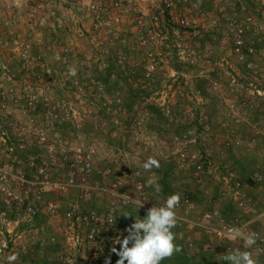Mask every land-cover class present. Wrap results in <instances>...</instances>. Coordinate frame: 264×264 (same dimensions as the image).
Returning a JSON list of instances; mask_svg holds the SVG:
<instances>
[{"label": "rangeland", "instance_id": "1", "mask_svg": "<svg viewBox=\"0 0 264 264\" xmlns=\"http://www.w3.org/2000/svg\"><path fill=\"white\" fill-rule=\"evenodd\" d=\"M243 7L247 9L243 11ZM263 11L264 0H186L172 11L162 12L154 8L151 13L158 17V21L147 18L142 28L138 24V14H128L121 32L117 33L127 39V44H105V50L113 55L111 57H98L95 48L89 44L93 28L88 20H83V24L69 22L63 26L49 20L48 26L28 27L29 30L24 31L18 28L21 22L16 19V24H9L7 31H0V91L17 99L28 92L39 95L41 103L59 104L63 115L69 117L70 121L64 123H71L74 128L69 127L65 131L56 126L62 123L46 122L41 113L35 117L48 143L55 145L56 153L42 156L53 176L57 170L49 162L53 157H61L66 143L71 148L93 145L98 151L96 165L112 167L126 186L124 193H130L132 189L131 173L136 166L134 161L139 158L138 166L143 170L146 191L154 198L153 203L159 205L165 200L160 193L156 194L153 188L146 186V181L153 173L156 175L161 166L163 169L171 166L172 162H164L162 155H171L177 149L173 135L191 129L198 138L185 147L191 152L209 156L220 167L215 174L216 179L209 186L212 196L219 197L227 190L223 178L229 174L222 170L224 163L231 165L230 173L241 182L258 173L264 177L263 134L257 136L255 151L245 148L230 150L224 145L227 137H250L254 135V129L264 133V112L261 111L264 107V48L259 52L250 49L256 39L262 43L264 34L244 33L241 54L235 51L234 44V30L245 24L248 14L264 25ZM182 20L188 21L189 28L179 26ZM148 29L153 30L158 39H164L163 51H160L164 56L157 61L154 81L147 80L144 75L149 64L146 53L150 49L155 52L156 42L142 45L138 39L139 33L145 34ZM28 40L31 41L32 60L24 70L20 53ZM176 43L182 45V50L185 47L184 59L180 58L182 50L175 47ZM120 54L124 59H117ZM69 66L77 69V75L68 74ZM112 68V72L114 69L116 72L105 84L108 70ZM201 79L209 80L207 90L213 98L205 100L196 92ZM99 81L103 91L99 89ZM213 83L219 85L218 91L213 90ZM136 91L152 93L148 102L154 105L156 101L163 103V98L167 100L170 116L178 122L171 123L165 117L150 114L146 111V104H136L130 110L128 104L132 103L133 92ZM107 100L118 101L125 111V115L119 117V125L114 123L117 117L103 108ZM8 108V111L0 110L1 128L11 129L14 124L31 122V113ZM135 119L142 124L136 125ZM76 123L80 129L75 127ZM148 157L157 159L160 167L145 171L142 164ZM22 162L4 153L0 156V165H13L15 170L24 174L26 167ZM191 177L190 173L174 167V183L179 189L195 195L198 212L211 210L214 206L211 196L201 192ZM249 194L255 202H263L264 183L251 189ZM54 200L60 204L62 213L72 203L81 205L84 211L92 210L94 206L98 211L106 207L103 199L85 202L81 193L75 190L69 195L54 197ZM15 214L12 238L0 228V243L6 240L11 246L3 255L29 251L41 237L62 240V231L70 227L62 214L61 218H48L42 231L29 229L25 226L30 223L27 218L18 216L14 209L8 210L9 219ZM182 215L197 218L186 212ZM236 215L240 221H249L248 216ZM226 253L224 250L221 254ZM99 254L97 247L86 245L76 255L75 264L95 261ZM256 261L264 264V255L257 257Z\"/></svg>", "mask_w": 264, "mask_h": 264}, {"label": "built area", "instance_id": "2", "mask_svg": "<svg viewBox=\"0 0 264 264\" xmlns=\"http://www.w3.org/2000/svg\"><path fill=\"white\" fill-rule=\"evenodd\" d=\"M185 1L4 0L6 4L0 6V18L2 15L1 8H7L20 22L28 23L30 27L45 26L49 20L59 26L67 25L69 22L83 24V20H88L93 28L92 36L88 38L89 44L95 48L98 57H111L113 55L109 50H105V44L112 42L127 44V39L118 36L117 33L121 32V26H123L128 14L137 13L139 16L138 24L142 28L147 18H151L153 22L158 21V17L153 12L151 13L154 8L160 9L162 12L172 11ZM242 9L245 11L247 8L243 7ZM262 16L264 17V11ZM179 26L187 29L189 23L182 20ZM234 31L235 51L241 54L244 33L253 31L264 34V25L261 22L257 23L254 16L248 14L245 17V24L240 28L237 27ZM138 39L142 45H148L150 41L156 42L155 52L150 49L146 53V60L149 64L144 75L147 80L154 81L158 68L157 61L164 56L160 52L163 51L164 39H158V35L151 29L145 31V34L140 32ZM30 43L31 41L28 40L24 45V50L20 53L24 70L28 68L32 60ZM175 47L180 51L183 48L179 43H176ZM184 52L185 47L179 55L181 59H184ZM117 56V59H124L121 54ZM97 84L99 89L103 91L101 82L99 81ZM212 88L218 91L219 85L213 83ZM162 102L156 101L155 105L161 109L165 118L169 119L171 123L178 122L170 116L171 111L167 100L163 98ZM8 106L27 111L32 116L31 122L28 124H14L11 129L0 127V156L2 153L14 156L31 145H37L50 154L56 153L55 145L48 143L47 137L42 132L41 127L37 125L35 117L41 113L46 122L64 123L70 121L68 116L63 115L59 104L41 103L39 95L29 92L25 93L21 99H17L13 95L0 91V110L8 111ZM42 108L44 109L42 110ZM103 108L117 117L114 119V123L119 125V117L125 115L121 104L118 101L107 100ZM261 108V111L264 112V107ZM134 122L136 125L142 124L138 119H135ZM74 125L80 129L79 124ZM96 128L98 129L99 126ZM253 132L254 135L250 137H227L224 140V145L230 150L245 148L248 151H255L257 136L264 135V133L257 129H254ZM197 138L196 133L191 129L179 134L176 133L173 135V141L177 149L171 155H162L164 162H175L178 170L190 173L191 181L200 187L201 192L211 196L210 200L214 203L211 210L198 212V206L191 193L185 190L178 192L181 199L176 209L177 225L175 229L181 232L180 237L185 241V251L189 256H194L197 252L196 243L201 241V236H205L203 246L207 250L219 251L225 247L231 252L240 249L241 251L252 252L253 258L257 260V257L264 255V201L258 203L250 197V190H254V187L243 184L232 175L230 173L231 165L228 163H224L222 166V170L229 174L223 178L227 190L221 196L213 197L209 186L216 179L215 174L220 170V167L209 156L187 150L185 145L195 143ZM97 154L98 151L93 145L71 148L66 143L63 146L61 157H53L49 162L53 169L56 168V175L53 176L49 173L48 164L35 165L33 162L31 167H34L35 170L30 179L15 170L13 165H0V206H2L0 208V228L5 230L9 238H12L14 231L11 227L16 223L8 217V210L12 209L16 210L18 216L27 218L29 222L39 215L55 219L61 218L63 214V218L70 224V227L61 233L65 250L51 254L50 261L57 264H75V257L78 252L84 249L86 245H90L98 248L99 259L89 261L86 264H105L106 260H110V264H114V259L118 256L111 249L116 247L119 250L120 245H114L113 241L117 236L123 238L128 234L125 228L118 226L124 211L132 209L138 214L145 215L149 208L162 206L165 201L160 205H155L151 200L146 191L143 170L138 166L139 158L134 161L136 166L131 173L132 189L130 193H124L123 189L126 186L120 175H117L112 167L100 168L96 165ZM258 154L261 155L259 152ZM251 180L259 185L264 183V177L261 173L256 174ZM74 190L81 193L85 202L96 199L105 200L106 207L100 212H85L81 205L72 203L62 213L61 206L54 200V197L69 195ZM141 203L142 205L139 207ZM226 204H231L234 208L235 213L231 217H226L222 212L221 208ZM183 212L194 214L197 218L184 217ZM237 213L248 216L249 221H240ZM229 227H243L246 232L256 233L258 237L256 244L246 249L243 240L227 234L226 230ZM51 241H55V237L51 238ZM8 248L9 244L6 240L0 243V253L3 254Z\"/></svg>", "mask_w": 264, "mask_h": 264}, {"label": "trees", "instance_id": "3", "mask_svg": "<svg viewBox=\"0 0 264 264\" xmlns=\"http://www.w3.org/2000/svg\"><path fill=\"white\" fill-rule=\"evenodd\" d=\"M261 41V40H260ZM264 48V36L262 37V43L259 42V39H256V41H253L252 45L250 46V49H253L257 52H259L261 49ZM249 50L247 51L248 54ZM112 69H109L107 76L105 77V84H108V78L112 76V73L116 72L114 69V72H112ZM179 70V69H178ZM133 72V70H132ZM209 80L208 79H201L200 84L197 86L196 92L200 94V96L207 100L210 98H213L207 90ZM134 99H132V103L128 104V107L130 110L133 109V107L137 104H146V111L150 114H156L161 117H165L164 113L153 103H149L148 100L153 95L152 93L147 92H141L136 91L133 92ZM197 118H199V113L197 112ZM58 128L63 129V131L67 130L69 127L74 128L71 123H62L60 125L56 124ZM47 153V151L43 148H40L37 145H31L26 150L18 152L14 155V157L19 158L21 161H23V165L25 164L24 169V175L26 178L30 179L33 171L35 170L34 167H31V164L34 162L35 165H43V155ZM167 169H163V167L156 170V176L159 178L158 183L162 187L161 196L163 200H166L168 196L172 194L178 193L180 190L186 189H179L176 184L174 183L173 174H174V167H176V163L172 162ZM243 184H249L253 186L254 188H257L259 184H256L252 182L251 178L248 177L245 181H242ZM199 194V193H198ZM201 194V193H200ZM192 195V194H191ZM195 195H192V198L195 200ZM151 200L154 201L153 197H151ZM196 201V200H195ZM93 202V201H91ZM160 205V204H159ZM2 208V206H0ZM89 211H97L95 209V206L92 208V210ZM88 212V211H85ZM223 214L226 217H231L235 211L231 204H226L224 208L222 209ZM145 215L138 214L134 210L130 209L127 213L122 214L121 223L118 225L120 228L127 229L131 224H133L137 217L143 219L145 218ZM17 218L16 214L10 216V220L15 221ZM47 217L43 215H39L34 217L30 223H26L25 226L27 228H36L38 230H43L42 226L43 223H46ZM24 226V224H23ZM172 231L176 235L175 244L180 246L182 248V251L179 253L174 254L171 258H166L161 261V264H229L228 261L220 259V257L223 255V251L229 252L228 249H224L221 251H212L207 250L204 248V240L205 236L202 237L201 241H198L196 243L197 246V252L194 256H189L188 253L185 251L184 244L185 241L181 239L180 237V231L173 228ZM45 239V240H44ZM131 246V244L129 245ZM11 246H9L8 250H10ZM65 250V246L62 243V240L55 238V241H51L50 238L41 237L40 241L34 245L33 248H31L29 251H23L18 252V259L15 262V264H57L53 261H50V255L51 254H57L59 251ZM221 254V255H220ZM119 259V257H116L114 260V264H116V261ZM0 264H3V261L0 260ZM126 264V262H125Z\"/></svg>", "mask_w": 264, "mask_h": 264}, {"label": "clouds", "instance_id": "4", "mask_svg": "<svg viewBox=\"0 0 264 264\" xmlns=\"http://www.w3.org/2000/svg\"><path fill=\"white\" fill-rule=\"evenodd\" d=\"M67 71L70 76L77 75V69L74 66H69ZM142 167L145 171L151 172L154 167L159 168L160 164L154 157H148ZM158 180L159 178L153 173L146 181V186L153 188L156 194L162 191ZM180 199L179 193L168 196L162 206L149 208L145 218L137 217L135 222L126 229L128 233L126 236L115 238L114 245H120L119 250L116 247L111 249L119 257L116 264H125V262L126 264H161L162 260L171 258L182 251V248L175 244L176 235L172 231L177 225L176 209ZM141 205L142 203L139 207ZM226 231L229 236L243 240L246 249L257 242V234L246 232L243 227H229ZM17 259V253L7 255L0 253L3 264H15ZM220 259L228 261L229 264H257L252 252L240 249L228 252ZM105 264H110V260H106Z\"/></svg>", "mask_w": 264, "mask_h": 264}, {"label": "crops", "instance_id": "5", "mask_svg": "<svg viewBox=\"0 0 264 264\" xmlns=\"http://www.w3.org/2000/svg\"><path fill=\"white\" fill-rule=\"evenodd\" d=\"M6 3L4 2V0H0V6H3V5H5ZM2 10H1V20H0V31H7L6 29H7V26L9 25V24H11V23H14V24H16V22L15 21H17L16 19H18V18H16L15 16H13L11 13H10V11H8V9L7 8H1ZM19 21V20H18ZM20 22V21H19ZM28 25V26H27ZM11 26H12V24H11ZM45 26H48V24L47 25H45ZM28 27H30L29 26V24L27 23L26 25H25V22H21V26H19L18 28H21L22 30H29V29H27ZM5 34V33H4Z\"/></svg>", "mask_w": 264, "mask_h": 264}]
</instances>
